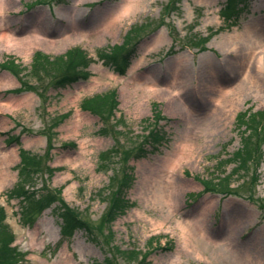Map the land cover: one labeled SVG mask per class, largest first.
<instances>
[{
	"label": "rangeland",
	"instance_id": "rangeland-1",
	"mask_svg": "<svg viewBox=\"0 0 264 264\" xmlns=\"http://www.w3.org/2000/svg\"><path fill=\"white\" fill-rule=\"evenodd\" d=\"M225 2L141 0L119 32L98 41L87 33L123 0H7L0 31L8 26L25 40L37 27L51 44L33 47L29 57L0 44V159L17 155L0 206L16 264H264V0L236 5L238 16L228 21ZM66 32L72 40L64 44ZM235 35L238 53L222 52L221 42ZM70 49L89 59L78 73L75 65L68 70L78 78L63 84L66 70L45 66L36 54L57 58ZM180 57L188 72L178 104L203 127L171 186L156 177L185 140L187 124L156 93L127 88L150 77L159 90L168 88ZM237 85L242 90L213 104L215 91ZM112 93L114 106L107 104ZM23 97L28 107L19 106ZM94 97L103 100L82 105ZM137 100L144 101L139 108ZM241 113L258 114L259 122L247 128L249 118L236 121ZM244 139L249 153L239 166L233 156ZM162 190L174 193L170 209ZM116 195L130 205L109 226ZM65 208L84 225L70 238L61 235Z\"/></svg>",
	"mask_w": 264,
	"mask_h": 264
},
{
	"label": "bare ground",
	"instance_id": "bare-ground-1",
	"mask_svg": "<svg viewBox=\"0 0 264 264\" xmlns=\"http://www.w3.org/2000/svg\"><path fill=\"white\" fill-rule=\"evenodd\" d=\"M141 0H123V4L121 6H118L111 11L102 14L100 21L93 30H91L89 33L91 38L95 37L100 41L105 36L114 35L119 32L121 22L124 19V16H126L130 11H134L139 7ZM7 0H0V12L3 9H7ZM3 19H0V22H2ZM1 24V23H0ZM72 33L77 32L75 29V24L72 23ZM5 25H2V28L4 29ZM1 28V25H0ZM1 29L0 31V44H2V48L5 51H9L12 47L17 48V54L22 57H29L31 50L35 46L39 45H49V42L46 40V37L44 34H42L41 30L37 27L32 29L30 32L27 33L28 37L25 38V40H20L16 37L13 31L9 29L7 26L6 30ZM69 32H66L64 34L65 39L62 41L64 44L68 41L72 40L71 36H67ZM85 34V32H82ZM72 36H75V35ZM162 33L159 34V36L153 41L154 45H156L161 39H162ZM264 49V47H262ZM222 52L230 51L233 53H238V35H235V37H228L224 39L221 42V49ZM249 53L247 54L248 59H253L255 48L250 46L248 47ZM254 64L256 65L257 69L262 65L260 58H256ZM188 61L187 59L178 58L175 63V68L173 69V78L174 81L168 88L165 89H158V83L155 79L149 78V81L147 83H144L142 85H133L132 87H128L127 90L129 93H133L134 95H138L140 92L143 93L145 91H150L152 93H156L161 99L165 100L167 103V111L171 115H181L183 116L184 121L187 124L186 132L184 133L185 140L180 145L178 151L173 154L170 158H168L165 162L164 168L166 169V172H162V176H157L156 178H161L165 180L169 185L174 184V172L176 168L178 167V164H180L182 161L185 160V158H190V156L187 154V148L192 146L191 139L195 138V140H199L202 135V127H203V121L200 124H197L194 122V117L192 116V113H190L189 109L185 108L183 105L178 104L179 99V92L181 91V86L183 85L182 78L183 76L188 72ZM6 79L8 83H12V79L8 76L3 77ZM181 80V83L178 82V80ZM243 85L236 86V88H230L227 90H220L214 92V99L212 98L213 104L216 107H219L226 99L232 95H234L238 89L242 90ZM197 89V86L193 87V90ZM20 107H28L29 105V97H23L18 102ZM144 104V101L137 100L136 107L139 108ZM205 121V120H204ZM198 125V126H197ZM199 126L201 128H199ZM191 142V143H190ZM191 144V145H190ZM16 153L14 151H11L6 156H3L2 159H0V187L5 185L9 179H11L10 175V168L13 166V163L16 160ZM149 181H146L142 184L141 188L142 190H147L149 186ZM164 193V200L167 204V207L170 209L173 207L174 203V193L170 190L167 192L162 190ZM156 223L158 225L162 224V221L157 220ZM183 234L186 235V229L184 227H181ZM34 237L31 238V245H34ZM64 264H69V262H65Z\"/></svg>",
	"mask_w": 264,
	"mask_h": 264
},
{
	"label": "trees",
	"instance_id": "trees-1",
	"mask_svg": "<svg viewBox=\"0 0 264 264\" xmlns=\"http://www.w3.org/2000/svg\"><path fill=\"white\" fill-rule=\"evenodd\" d=\"M248 0H227V7L225 10V15L230 18L232 16H236L234 12H231L230 9L234 8V5L240 3V2H246ZM37 59L41 60V63L45 64V66H55L59 70H66L65 75L62 79H60V83H69L78 78V75H72L68 76L70 73L68 70L72 72H77V67H84L86 65V56L85 54L79 50V49H70L68 50L63 56L54 58L50 60L49 57L46 55H39L36 54ZM40 64V63H38ZM43 66V65H42ZM112 96L109 97V100L107 102L108 105L114 106L115 105V95L112 93L110 94ZM103 97H94L90 99H86L82 105H97L99 101H102ZM100 103V102H99ZM105 105V104H103ZM108 107V106H107ZM91 111H93V108L91 107ZM246 122L247 128H251L252 123L250 121H253V118L251 116L246 115V113H241L237 116L236 120L237 122H241L242 125L243 119H248ZM254 122V121H253ZM256 124V123H254ZM248 139H244V144L242 148L233 156L237 161H239V166L244 164L246 155L249 153V144ZM29 169V167H28ZM129 206L128 202L124 199L122 195H117L114 197L109 210L107 212L108 214V222L109 226L110 224L115 220L118 215H121L124 213L125 209ZM66 212H62L60 215L62 217L63 221V227L61 230V233L63 237L70 238L73 236L74 232L78 229L84 228V225L80 222V220L72 214L69 209L65 208ZM4 219H5V209L0 206V264H16V259L18 257V252L16 251V248L12 247L13 243V237L11 234L6 233L5 225H4ZM24 261L21 262L23 264ZM20 264V263H19ZM142 264V261L141 263Z\"/></svg>",
	"mask_w": 264,
	"mask_h": 264
}]
</instances>
